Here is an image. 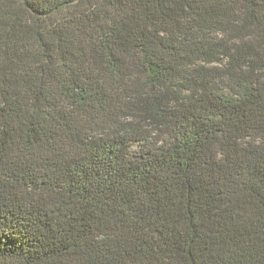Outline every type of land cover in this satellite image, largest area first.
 Segmentation results:
<instances>
[{
    "label": "trees",
    "instance_id": "16d2710c",
    "mask_svg": "<svg viewBox=\"0 0 264 264\" xmlns=\"http://www.w3.org/2000/svg\"><path fill=\"white\" fill-rule=\"evenodd\" d=\"M0 264H264V0H0Z\"/></svg>",
    "mask_w": 264,
    "mask_h": 264
}]
</instances>
